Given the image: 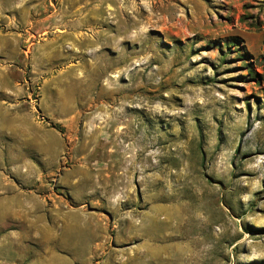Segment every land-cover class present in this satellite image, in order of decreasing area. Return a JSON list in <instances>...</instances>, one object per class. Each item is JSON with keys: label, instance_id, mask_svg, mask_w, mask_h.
<instances>
[{"label": "rangeland", "instance_id": "rangeland-1", "mask_svg": "<svg viewBox=\"0 0 264 264\" xmlns=\"http://www.w3.org/2000/svg\"><path fill=\"white\" fill-rule=\"evenodd\" d=\"M0 264H264V0H0Z\"/></svg>", "mask_w": 264, "mask_h": 264}]
</instances>
